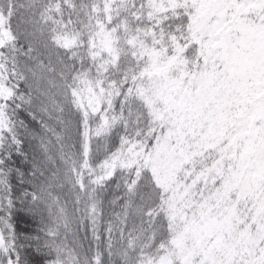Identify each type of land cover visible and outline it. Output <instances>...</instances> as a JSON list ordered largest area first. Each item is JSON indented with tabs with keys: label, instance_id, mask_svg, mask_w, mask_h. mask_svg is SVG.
Wrapping results in <instances>:
<instances>
[{
	"label": "snow or ice",
	"instance_id": "snow-or-ice-1",
	"mask_svg": "<svg viewBox=\"0 0 264 264\" xmlns=\"http://www.w3.org/2000/svg\"><path fill=\"white\" fill-rule=\"evenodd\" d=\"M0 264H264V0H0Z\"/></svg>",
	"mask_w": 264,
	"mask_h": 264
}]
</instances>
